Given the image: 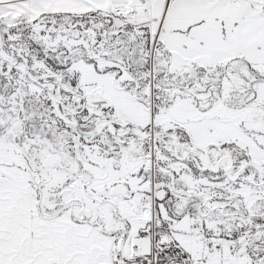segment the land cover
Wrapping results in <instances>:
<instances>
[{
    "label": "snow or ice",
    "instance_id": "1",
    "mask_svg": "<svg viewBox=\"0 0 264 264\" xmlns=\"http://www.w3.org/2000/svg\"><path fill=\"white\" fill-rule=\"evenodd\" d=\"M0 264H264V0H0Z\"/></svg>",
    "mask_w": 264,
    "mask_h": 264
}]
</instances>
